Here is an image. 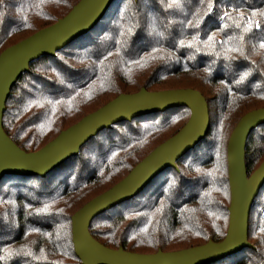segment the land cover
Wrapping results in <instances>:
<instances>
[{
  "label": "trees",
  "instance_id": "1",
  "mask_svg": "<svg viewBox=\"0 0 264 264\" xmlns=\"http://www.w3.org/2000/svg\"><path fill=\"white\" fill-rule=\"evenodd\" d=\"M78 0H0V52L64 16ZM211 38V39H210ZM193 88L209 129L132 198L95 216L107 247L151 253L219 241L228 224L226 144L264 107V0H113L90 30L29 65L13 85L3 129L33 151L120 93ZM186 107L119 121L45 176L0 179V264H79L71 215L122 179L187 121ZM264 159V125L246 139L249 175ZM252 247L210 264H264V183L250 208Z\"/></svg>",
  "mask_w": 264,
  "mask_h": 264
},
{
  "label": "water",
  "instance_id": "2",
  "mask_svg": "<svg viewBox=\"0 0 264 264\" xmlns=\"http://www.w3.org/2000/svg\"><path fill=\"white\" fill-rule=\"evenodd\" d=\"M112 1L78 0L55 22L0 52V179L6 174L45 176L69 157L77 155L87 140L116 122L186 107L190 115L177 132L154 147L122 179L71 215V240L79 264H210L244 247H252L248 240V220L253 200L264 183V159L248 175L245 144L250 131L264 125V107L244 113L227 140L229 204L224 237L178 250L158 249L151 253L132 252L121 246L107 247L91 235L89 226L98 214L138 194L158 173L169 167L176 168V161L204 139L209 129V111L205 97L198 90L149 91L141 87L132 93H120L33 151L21 149L4 131L2 120L7 98L18 78L29 71L30 63L41 56H54L59 49L90 30Z\"/></svg>",
  "mask_w": 264,
  "mask_h": 264
},
{
  "label": "snow or ice",
  "instance_id": "3",
  "mask_svg": "<svg viewBox=\"0 0 264 264\" xmlns=\"http://www.w3.org/2000/svg\"><path fill=\"white\" fill-rule=\"evenodd\" d=\"M211 39V38H210Z\"/></svg>",
  "mask_w": 264,
  "mask_h": 264
}]
</instances>
